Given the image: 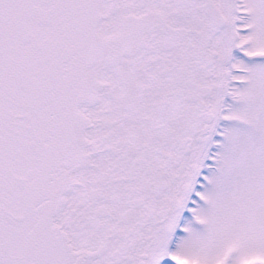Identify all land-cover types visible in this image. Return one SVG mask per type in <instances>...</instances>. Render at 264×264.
<instances>
[{
    "label": "snow or ice",
    "instance_id": "6c2138e0",
    "mask_svg": "<svg viewBox=\"0 0 264 264\" xmlns=\"http://www.w3.org/2000/svg\"><path fill=\"white\" fill-rule=\"evenodd\" d=\"M0 264H264V0H0Z\"/></svg>",
    "mask_w": 264,
    "mask_h": 264
}]
</instances>
